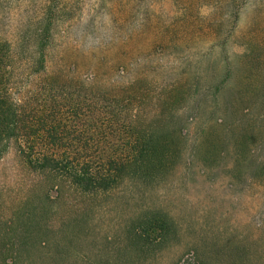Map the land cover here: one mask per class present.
I'll return each instance as SVG.
<instances>
[{"label": "rangeland", "instance_id": "1", "mask_svg": "<svg viewBox=\"0 0 264 264\" xmlns=\"http://www.w3.org/2000/svg\"><path fill=\"white\" fill-rule=\"evenodd\" d=\"M4 44L13 97L51 94L72 132L63 145L86 135L93 120L73 112L95 91L120 150L151 127L175 149L154 180L84 193L30 166L32 140H11L5 264H264V0H0Z\"/></svg>", "mask_w": 264, "mask_h": 264}, {"label": "trees", "instance_id": "2", "mask_svg": "<svg viewBox=\"0 0 264 264\" xmlns=\"http://www.w3.org/2000/svg\"><path fill=\"white\" fill-rule=\"evenodd\" d=\"M0 48H4L0 62H7L8 48L5 44ZM5 66L0 64V150H5L13 139L26 143L32 140L27 146L21 143L23 156L30 166L36 171L55 172L84 193L107 190L118 180L127 177L133 180H154L166 172V161L175 149L172 152L168 147L167 134L163 128L151 127L136 133L132 132V128L129 129L126 148L120 150L113 141V113L106 110L108 107L105 109L98 105V101L103 100L100 97L105 95L94 91L92 93L96 97L92 101L87 99V105L83 107L86 111L75 107L76 111L73 112L76 118L86 116L93 123L87 125L85 136L75 138L79 141L77 144L63 145L64 140L72 134L67 130L68 126L65 127L66 113L59 109L60 113L56 114L57 105L55 108L51 94H36L31 101L26 100L23 106L9 89ZM72 102L75 103V100ZM80 110L81 114L78 113ZM102 111L108 114L106 121L102 122L100 118L101 121L97 122L91 117L99 116ZM26 122H32L34 130L24 135L23 129L32 128ZM120 136L124 137V134ZM90 151L98 157L88 155ZM150 232H154V227L143 226L139 239L149 240V236H153ZM5 261L6 257L0 258V264H5Z\"/></svg>", "mask_w": 264, "mask_h": 264}]
</instances>
